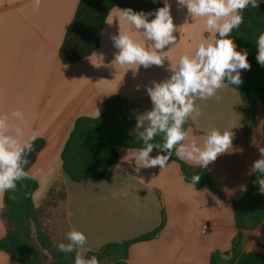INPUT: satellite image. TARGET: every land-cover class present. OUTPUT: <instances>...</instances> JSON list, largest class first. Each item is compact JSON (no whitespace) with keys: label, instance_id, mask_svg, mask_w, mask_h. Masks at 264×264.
<instances>
[{"label":"crops","instance_id":"0c3cea01","mask_svg":"<svg viewBox=\"0 0 264 264\" xmlns=\"http://www.w3.org/2000/svg\"><path fill=\"white\" fill-rule=\"evenodd\" d=\"M160 1L164 6L165 0ZM79 2L41 0L39 9L34 10L33 0H0V114L10 116L13 111H21L26 134L35 133L46 144L28 171L39 184L33 195L35 206L40 207L52 189L65 194L56 210L62 211L69 231L75 229L86 235L87 244L79 249L84 257L106 244L155 231L164 211L162 231L152 241L134 244L128 264H211L212 254L229 251L236 236L234 212L228 201L243 199L256 173L252 165L261 158L260 149L264 148V106L257 102L252 139L246 143L243 105L237 89L228 86L219 90V100H196L202 115L195 122L189 120L192 139L202 144L212 128L232 129L234 133L232 150L207 166L223 198L186 183L178 163L169 160L163 170L159 166L139 167L133 157L137 150L125 148H118L120 162L105 177L71 181L63 172L61 152L79 117H98L104 102L117 96L124 101V117L135 123L137 135L138 117L153 107L147 87L170 78V66L180 56L193 54L198 43L216 37L205 31L203 19L193 20L186 7L168 0L177 27V44L164 49L169 60L163 67L120 65L115 62L119 50L112 37L119 30L128 31L143 43V33L120 17L118 9H122L114 8L106 19L98 50L66 65L60 50ZM3 214L4 209L0 210V241L13 228ZM241 251H264V222L244 232ZM0 264L20 263L0 251Z\"/></svg>","mask_w":264,"mask_h":264},{"label":"trees","instance_id":"16d2710c","mask_svg":"<svg viewBox=\"0 0 264 264\" xmlns=\"http://www.w3.org/2000/svg\"><path fill=\"white\" fill-rule=\"evenodd\" d=\"M258 8L249 6L243 12L244 22L234 29L231 38L238 51L248 52L250 70H242L243 83L239 86L229 85L238 90L243 105L244 139L249 143L257 113V102L264 106V66L256 59L257 39L264 32V3L258 2ZM163 7L160 0H80L76 15L71 23L63 45L60 57L63 64L69 65L90 57L100 46V37L106 19L114 8L122 10L131 8L133 11L155 13ZM150 16L149 19H153ZM124 101L117 96L107 99L103 111L98 117H79L66 140L61 152L64 174L73 182L81 183L105 177L108 171L119 164L118 148L138 150L144 147L143 141L134 134V122L128 121L123 113ZM189 128V121L184 125ZM141 129L140 131H142ZM162 135H158L152 143H162ZM264 144V123H263ZM44 139L37 138L34 150L28 155L29 161L25 170L35 164L38 155L45 147ZM153 153L167 155L159 149ZM170 161L180 166L184 181L191 184L193 175H200V180L194 186L197 189H207L223 198V194L211 181L209 170L199 166H191L181 161L173 151ZM258 178H264L260 173L252 177L250 188L245 197L239 201H228L234 212L237 233L232 247L227 252H214L211 264H264L262 253H243L244 232L257 229L264 222V199L260 192ZM39 184L28 175V178L18 182L15 191L4 194V218L13 224V228L0 241V251L8 254L20 264H75V252L70 254L58 250L60 243H67V235L59 242H54L46 229L44 222L52 208L58 207L65 199L62 191L52 189L40 207L33 202V195ZM166 224L165 212L162 211L159 227L144 236L104 245L98 252H88L85 258L96 256L100 264H128L129 251L134 244L149 242L162 231ZM39 246L40 253L34 246Z\"/></svg>","mask_w":264,"mask_h":264},{"label":"clouds","instance_id":"9594fccd","mask_svg":"<svg viewBox=\"0 0 264 264\" xmlns=\"http://www.w3.org/2000/svg\"><path fill=\"white\" fill-rule=\"evenodd\" d=\"M177 3L187 8L193 20L203 19L205 31L215 33L216 37L198 43L193 54L180 56L177 63L170 66V78L147 87L153 107L138 117L137 135L144 147L133 156L137 165L143 168L159 166L165 169L173 151L189 165L207 168L218 156L230 152L234 139L232 129H209L202 138L203 143L199 144L191 138L192 129L185 130L184 125L189 120L195 122L202 115L196 106L197 99L219 100V90L229 85H241V71L251 69L248 52L237 50L231 33L244 22V10L249 6L259 7L258 0H177ZM33 4L34 10H38L41 0H33ZM118 11L132 29L143 33V43L128 31L119 30V34L112 37L119 50L115 62L137 67L142 65L144 68L153 65L163 67L165 60H169L168 51L164 49L177 44L174 35L177 27L173 23L168 0L155 13L136 12L131 8ZM256 45L257 62L264 66V32L259 35ZM24 123V114L19 110L11 112L10 116L0 114V210L6 207L4 194L15 191L18 182L28 178L25 170L29 163L27 157L34 150L37 135L26 134ZM141 128L143 130L139 131ZM158 135H162L163 142L152 143ZM154 148L167 155L151 156ZM260 152L261 158L253 162L252 170L264 177V148ZM199 180L200 175H193L191 184L194 186ZM257 182L264 194V178H258ZM66 238L68 242L60 243L58 250L65 254L75 252V264H100L96 256L85 258L79 250L87 244L83 232L73 229Z\"/></svg>","mask_w":264,"mask_h":264},{"label":"rangeland","instance_id":"374dc122","mask_svg":"<svg viewBox=\"0 0 264 264\" xmlns=\"http://www.w3.org/2000/svg\"><path fill=\"white\" fill-rule=\"evenodd\" d=\"M44 225L56 243L65 237L69 232L62 211L56 210V208H52L50 210L49 216L44 222ZM34 246L40 253H42L36 242H34Z\"/></svg>","mask_w":264,"mask_h":264}]
</instances>
